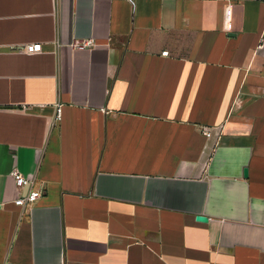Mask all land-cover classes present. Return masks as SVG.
Returning <instances> with one entry per match:
<instances>
[{"label":"crops","instance_id":"obj_1","mask_svg":"<svg viewBox=\"0 0 264 264\" xmlns=\"http://www.w3.org/2000/svg\"><path fill=\"white\" fill-rule=\"evenodd\" d=\"M0 264H264V0H0Z\"/></svg>","mask_w":264,"mask_h":264},{"label":"built area","instance_id":"obj_2","mask_svg":"<svg viewBox=\"0 0 264 264\" xmlns=\"http://www.w3.org/2000/svg\"><path fill=\"white\" fill-rule=\"evenodd\" d=\"M94 43L93 41H76L73 44V47L76 49H86L93 47ZM24 51L28 54H34L39 53L42 51V44H34V45H28L25 47ZM60 119V112H58V115L54 121L57 122ZM202 132L207 136L211 137V131H208V129H202ZM12 176L15 180L16 186L19 191H22L27 186H29V191L26 195H20V197L15 201V205L17 207H20L22 210L28 209L33 207L37 203V201L43 196L44 189L37 187V184L35 181H28L20 172L13 171Z\"/></svg>","mask_w":264,"mask_h":264},{"label":"water","instance_id":"obj_3","mask_svg":"<svg viewBox=\"0 0 264 264\" xmlns=\"http://www.w3.org/2000/svg\"><path fill=\"white\" fill-rule=\"evenodd\" d=\"M247 175H248V172H247V170L245 171V177H247ZM197 220L198 221H201V222H207L209 219L207 218V217H205V216H198L197 217Z\"/></svg>","mask_w":264,"mask_h":264}]
</instances>
